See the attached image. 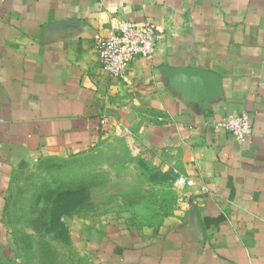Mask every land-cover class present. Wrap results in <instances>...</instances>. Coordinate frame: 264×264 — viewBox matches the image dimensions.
I'll use <instances>...</instances> for the list:
<instances>
[{"label":"crops","instance_id":"0c3cea01","mask_svg":"<svg viewBox=\"0 0 264 264\" xmlns=\"http://www.w3.org/2000/svg\"><path fill=\"white\" fill-rule=\"evenodd\" d=\"M121 20L163 38L115 77L95 35ZM183 68L218 84L187 82ZM240 112L251 136L216 127ZM111 135L160 163L172 201L154 222H104L95 264H264V0H0V259L17 172ZM180 174L195 187L177 186Z\"/></svg>","mask_w":264,"mask_h":264},{"label":"rangeland","instance_id":"374dc122","mask_svg":"<svg viewBox=\"0 0 264 264\" xmlns=\"http://www.w3.org/2000/svg\"><path fill=\"white\" fill-rule=\"evenodd\" d=\"M160 171V163L120 135L81 155H50L27 164L10 185L7 251L0 264H95L90 238L108 219L154 222L168 211L172 194L164 188L168 174L155 176ZM62 186L74 192L57 200L50 228L39 229L35 223L48 193Z\"/></svg>","mask_w":264,"mask_h":264},{"label":"built area","instance_id":"2783aa9c","mask_svg":"<svg viewBox=\"0 0 264 264\" xmlns=\"http://www.w3.org/2000/svg\"><path fill=\"white\" fill-rule=\"evenodd\" d=\"M162 38V32L151 22L141 24L127 20L113 22L107 36L99 33L95 35L99 62L110 75L122 77L137 57H154ZM216 127L240 140L253 133L251 115L247 112L226 115L216 122ZM176 185L193 188L196 181L180 174L176 178Z\"/></svg>","mask_w":264,"mask_h":264},{"label":"trees","instance_id":"16d2710c","mask_svg":"<svg viewBox=\"0 0 264 264\" xmlns=\"http://www.w3.org/2000/svg\"><path fill=\"white\" fill-rule=\"evenodd\" d=\"M72 192H74V188L65 186H62L57 190L50 191L47 197V202L49 203L47 207L42 212H40L39 219L36 221L35 226H37L39 229L50 228V223L52 220H54L53 216L57 200L65 195L69 196ZM42 264L46 263L43 261Z\"/></svg>","mask_w":264,"mask_h":264},{"label":"water","instance_id":"95a60500","mask_svg":"<svg viewBox=\"0 0 264 264\" xmlns=\"http://www.w3.org/2000/svg\"><path fill=\"white\" fill-rule=\"evenodd\" d=\"M177 75H179L183 80L191 82L199 86H207L211 84H218V76L200 69L193 68H183L176 70Z\"/></svg>","mask_w":264,"mask_h":264}]
</instances>
